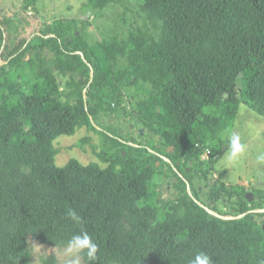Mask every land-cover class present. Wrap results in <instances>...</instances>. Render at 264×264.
Wrapping results in <instances>:
<instances>
[{
	"label": "trees",
	"instance_id": "16d2710c",
	"mask_svg": "<svg viewBox=\"0 0 264 264\" xmlns=\"http://www.w3.org/2000/svg\"><path fill=\"white\" fill-rule=\"evenodd\" d=\"M38 1L22 0V10ZM86 1L97 19L127 3L141 24L122 18L124 37L91 46L81 31L88 23L59 20L13 46L7 33L16 26L0 20V264H31L29 236L61 249L81 231L99 246L93 264H188L197 251L213 264H264V213L254 212L264 209V192L248 203L242 187L206 184L203 203L192 176L210 173L226 153L223 133L240 103L264 117V0ZM113 113L135 118L158 142L98 129ZM83 128L100 142L87 137L77 147L89 145L103 166L74 158L57 166V141ZM164 168L177 179L173 202L157 198ZM218 203L241 217L204 209L222 215Z\"/></svg>",
	"mask_w": 264,
	"mask_h": 264
},
{
	"label": "rangeland",
	"instance_id": "374dc122",
	"mask_svg": "<svg viewBox=\"0 0 264 264\" xmlns=\"http://www.w3.org/2000/svg\"><path fill=\"white\" fill-rule=\"evenodd\" d=\"M86 3V0H39L34 9L24 12L22 10V0H0V20L9 19L16 26V29L9 30L11 35L9 32L7 33L13 46H16L20 40H31L34 35L40 34L39 32L43 30L44 26L51 25L59 20L65 22L79 20L88 23V26L81 28V31L87 43L91 46L104 37L114 34L124 37L127 28H124L122 18L126 23L136 22L138 25L141 24L137 11L127 3L124 6L119 5L108 8L100 19L94 17L90 13L91 11L86 9ZM18 15L21 20L15 21L14 18ZM79 27L82 26L79 25ZM27 59L28 56L24 60ZM4 63V59L0 55V65ZM122 64L123 62L119 61L117 67L122 66ZM58 80L62 84V78L59 77ZM237 85L240 92L242 89L240 78ZM97 124L98 129L111 125L121 132L122 137L125 139L132 138L137 143L149 141L150 139L154 144L158 142V138H151L135 118H125L113 113L108 118H100ZM233 133L238 134L242 142L247 145V152L234 164L227 160V152L223 154L206 178L202 177V180L198 181L197 186L202 188L203 194L207 192L206 184L209 185L208 180L219 176L221 177L220 182L230 186H241L242 184L246 190H264V164L256 161V155L264 151V117L253 112L244 103H240L236 120L233 126L223 133V137L228 139ZM87 137L93 140L94 145L100 142L95 132L88 131L86 128L78 130L73 137H61L56 143L57 148L60 149V155L56 157V165L62 167L71 158L82 165L89 163L101 164L89 145H85L83 149L77 147L78 142ZM96 153H101L100 147L96 149ZM101 165L103 166V164ZM163 174V177L157 176L154 178V184L157 187V192H159L157 198L165 202H173L178 195L173 187L177 179L173 178L167 168H164ZM218 182L215 181L214 184L217 186ZM201 197L205 198L203 195ZM217 207L222 214L221 216L227 217L228 204L218 203ZM27 244L31 252V264H41V260L46 256L56 257L58 264H75L77 260L79 264H84L80 254H66L65 248L60 249L42 245L30 236L27 239Z\"/></svg>",
	"mask_w": 264,
	"mask_h": 264
},
{
	"label": "clouds",
	"instance_id": "9594fccd",
	"mask_svg": "<svg viewBox=\"0 0 264 264\" xmlns=\"http://www.w3.org/2000/svg\"><path fill=\"white\" fill-rule=\"evenodd\" d=\"M90 74L92 73L90 72ZM62 90H64V87L62 88ZM85 93H86V89L83 91V94L86 98L87 96L85 95ZM226 147H227V150H226L227 160L233 164L238 162L241 156H243L247 152V145L242 142L241 137L236 133H233L228 137ZM209 155L207 158H203L202 156L201 160L202 161L208 160ZM256 161L257 163L264 164V151H261L256 155ZM229 187H236V186L229 185ZM237 187L244 188L243 185L237 186ZM188 191H190V189H188ZM252 192H255V191L247 190V193H245V196ZM248 203H251V202H248ZM228 210H229V205H228ZM254 212L264 213V209L256 210ZM66 215H67V218L73 223L75 224L81 223L82 218L79 214H77V212L74 209L69 208ZM227 217H232V215H227ZM262 220H264V218ZM263 228H264V225H263ZM99 251L100 249H99L98 244L94 241L92 236L87 231H81L78 234H74L67 241L65 245L66 254H82L87 258L90 264H93V262H95L98 259L97 253ZM75 264H79V261L77 260ZM188 264H213V262H212V257L208 255L205 251H197L195 255L191 259L188 260Z\"/></svg>",
	"mask_w": 264,
	"mask_h": 264
},
{
	"label": "flooded vegetation",
	"instance_id": "af4514ba",
	"mask_svg": "<svg viewBox=\"0 0 264 264\" xmlns=\"http://www.w3.org/2000/svg\"><path fill=\"white\" fill-rule=\"evenodd\" d=\"M207 174H209V173H206L205 176H204L202 174V172H200L199 170H197V171H194L193 172V175H192L193 176V179H194L193 182L195 184L194 185V189L196 191L195 193L197 194V197H199V199H200L201 202H210V201L207 200V197L205 196V194L202 193V188L200 186H197L198 185V181H201L202 180V177L206 178ZM215 181H219L220 182L221 181V177L219 176V177H215V179L208 180L209 186L212 185V184H214ZM226 186H229V185L226 184ZM253 191H255V192H260V191L261 192H264V190H262V189L253 190ZM252 193H250L251 194V197H250L251 200L250 201L247 200L246 198H244V200L246 202H254V201L257 202L258 196H254ZM202 195L205 197L204 199L201 197ZM232 201L233 202H239L237 199H232ZM213 202H226V200L219 201V200H216V199L214 200L213 199ZM217 209H218V207H217Z\"/></svg>",
	"mask_w": 264,
	"mask_h": 264
},
{
	"label": "water",
	"instance_id": "95a60500",
	"mask_svg": "<svg viewBox=\"0 0 264 264\" xmlns=\"http://www.w3.org/2000/svg\"><path fill=\"white\" fill-rule=\"evenodd\" d=\"M90 76H92V74H90ZM251 194H247L246 196H245V198L247 199V200H251ZM204 209L208 212V214H210V215H212V216H214V217H216V218H219V219H221V220H233V219H237V218H240L241 216H238V217H223V216H220V215H218L217 213H215V212H213V211H211V210H209L208 208H206V207H204Z\"/></svg>",
	"mask_w": 264,
	"mask_h": 264
},
{
	"label": "built area",
	"instance_id": "2783aa9c",
	"mask_svg": "<svg viewBox=\"0 0 264 264\" xmlns=\"http://www.w3.org/2000/svg\"><path fill=\"white\" fill-rule=\"evenodd\" d=\"M209 154H210V151L209 149H207L205 153L203 154V158H207Z\"/></svg>",
	"mask_w": 264,
	"mask_h": 264
},
{
	"label": "crops",
	"instance_id": "0c3cea01",
	"mask_svg": "<svg viewBox=\"0 0 264 264\" xmlns=\"http://www.w3.org/2000/svg\"><path fill=\"white\" fill-rule=\"evenodd\" d=\"M242 185V184H241Z\"/></svg>",
	"mask_w": 264,
	"mask_h": 264
}]
</instances>
